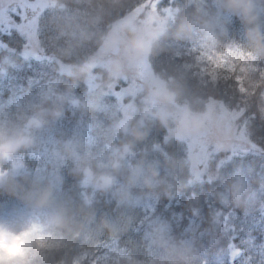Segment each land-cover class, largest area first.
<instances>
[{
	"label": "clouds",
	"instance_id": "9594fccd",
	"mask_svg": "<svg viewBox=\"0 0 264 264\" xmlns=\"http://www.w3.org/2000/svg\"><path fill=\"white\" fill-rule=\"evenodd\" d=\"M32 2L49 14L41 15L44 39L22 52L0 49V88L36 51L51 57L54 75L35 91L30 80L0 98V197L7 198L0 200V264H57V256L68 264L62 254L72 247L93 257L102 235L117 241L128 233L139 239H130L123 253L109 252L104 264H201L205 253L209 264H218L232 247L217 252L216 245L241 217L240 264H264V173L242 159L264 156V0H186L167 14L151 5L135 13L129 0ZM182 44L201 61L242 55L234 59L247 89L240 104L224 105L203 82L193 85L187 65L140 73ZM121 82L132 90L111 103ZM68 111L79 119L58 135ZM154 131L161 139H150ZM173 144L184 146L183 155L167 150ZM26 155L39 160L36 170L22 163ZM65 168L88 195L77 199L65 191ZM205 184L213 207L206 217L190 208V222L177 234L156 208ZM98 195L114 205L99 218ZM137 249L143 258L133 255Z\"/></svg>",
	"mask_w": 264,
	"mask_h": 264
},
{
	"label": "trees",
	"instance_id": "16d2710c",
	"mask_svg": "<svg viewBox=\"0 0 264 264\" xmlns=\"http://www.w3.org/2000/svg\"><path fill=\"white\" fill-rule=\"evenodd\" d=\"M148 0H143V3H140V0H129L128 9L134 11L141 5H143ZM186 0H161L160 6H167L169 8H174L176 5H184ZM44 18H47L49 15L47 12L42 13ZM44 26V19L39 21V31L41 33L40 40L44 39L45 32L42 30ZM238 27V24L235 25ZM0 39L5 42L13 44L15 46V41L18 39L17 36H8L6 34L0 33ZM17 52H21L17 51ZM43 53V52H42ZM44 54V53H43ZM45 59H37L34 57H30L27 61H22V68L19 71H11L9 80L5 81L3 88H0V92H2V99H8L12 96L13 92H19L21 87L27 88L29 86V81L32 82V90L35 91L36 87L39 86L40 83L44 82V79H48L54 75L51 72L49 67L51 63V57L47 54ZM197 54L194 49L191 48L188 44H182L179 46H175L173 49L163 52L159 54L156 58H154L151 62H149V66L151 71H160L162 68H166L171 70L175 66L187 65L189 66V76L191 77V83L193 85H198L203 82L204 90L213 98L221 101L224 105L236 107L240 104L241 98L246 94L247 89L243 84L239 75L234 73L221 72V76L228 75L230 77L235 76L240 78L239 84L233 78L228 79L227 81L221 79L219 84H211V86H207L210 83L209 78L206 73L202 72V69L208 68L211 70L212 68H216L217 64H225L230 63L234 64V59L239 57L243 59L242 55L239 53H225L223 55L212 56V60H208L203 58V60H197ZM220 71V69H217ZM43 77V79H42ZM243 89V92L240 89ZM85 86L80 85L76 91L78 94H83L85 92ZM109 101L111 103H115L116 99L114 97H110ZM252 115L253 121L259 123L257 116L254 114V109L249 113ZM79 119L78 114H74L72 111H68L66 113L65 119L60 126H58L57 134L61 133H69L73 127L76 125L77 120ZM99 119L107 124L109 120L107 116L100 114ZM262 135H264V129L261 130ZM152 140L161 139L158 133L153 132V136L150 138ZM178 144H173L167 147L169 152H173L179 155H183L184 146L179 145L181 147V151L177 153L174 149ZM243 163L246 166H250L254 169L255 173H264V156L257 155L253 153L245 154L243 157ZM241 158H237L235 163H240ZM27 167L36 170L39 166V160L37 158H33L31 156H25L22 161ZM233 165L228 166V170H231ZM61 174L64 177L63 187L65 191L69 192L72 196L79 199L82 195H88V190L82 189L77 184V179L73 177L67 168L61 170ZM208 189V185L205 184L203 186L194 185L192 187L186 188L182 194L175 200L169 201L167 199H162L159 206L156 208V213L164 215L173 221V227L177 234H179L183 229L188 226L190 219L192 217V213L190 208L196 207L199 208L201 214L203 216H207V213L210 211L211 207H213L211 201H206L204 192ZM7 199L6 197H0V200ZM211 202V203H209ZM114 205L107 203L105 197L97 196L96 203L94 204V209L96 211L97 217L103 215L104 213H112ZM168 212V215L164 213ZM225 219H229L227 216V210H224ZM183 218L185 220V224L183 227H180L179 220ZM242 220L243 218H237L231 222L229 225V233H231L230 238L221 239L219 243L216 245L217 252L219 249H228L230 246L232 247V251L228 253L223 258L217 257L218 264H240V257L243 251L242 240L245 239V232L241 230L242 228ZM255 221H250L253 223ZM138 227V226H137ZM254 235L258 237V240L262 237H259L261 234L259 232H255ZM232 237H239L238 240L233 241ZM136 241L139 239L138 236L133 235L132 233H128L122 236L117 241H112L108 239L107 234L102 235L99 238L100 247L97 249L96 254L93 257H88L85 254L81 253V249L78 246H74L69 249L66 254V259L68 264H104L105 261L109 259L107 255L109 252H119L123 253L126 249L131 248L132 245L128 243L129 240ZM134 256L137 258H143L145 252L143 249H137L134 253ZM61 260V256L56 257V262L59 264ZM201 264H209V256L205 253L204 257L201 260Z\"/></svg>",
	"mask_w": 264,
	"mask_h": 264
},
{
	"label": "snow or ice",
	"instance_id": "6c2138e0",
	"mask_svg": "<svg viewBox=\"0 0 264 264\" xmlns=\"http://www.w3.org/2000/svg\"><path fill=\"white\" fill-rule=\"evenodd\" d=\"M19 7L23 9L16 16H9L8 10L2 6V0H0V33H5L8 36H17L18 39L15 41V46L13 44L5 42L0 39V49H11L14 51H20L23 49L26 51L31 48L33 44H38L40 41L41 33L39 31V21L42 15V12L37 9L36 5L32 2V0H19ZM32 55L40 59L41 57L33 52ZM205 59L212 60V56L208 55L204 57ZM220 69V71H217ZM202 72L206 73L207 77L210 80L209 85L211 84H219L221 79L227 81L230 78H233L237 81V84L240 82L239 77L224 75L221 76V72L234 73V64L225 63L223 65L217 64L216 68H212L209 70L208 68L202 69ZM243 92V89H240ZM177 153L181 151V147L179 145L175 146L174 149ZM211 203V202H209ZM168 215V212L164 213ZM180 227H183L185 224V220L180 218L179 220ZM231 236V233H229ZM233 241L238 240L239 237H232Z\"/></svg>",
	"mask_w": 264,
	"mask_h": 264
},
{
	"label": "rangeland",
	"instance_id": "374dc122",
	"mask_svg": "<svg viewBox=\"0 0 264 264\" xmlns=\"http://www.w3.org/2000/svg\"><path fill=\"white\" fill-rule=\"evenodd\" d=\"M161 0H148L146 1L143 5H141L140 7H138L137 9H135L133 12L135 13H139L141 12L146 6L151 5V8L153 11L159 9L162 13L167 14L169 13L172 9L167 7V6H160ZM2 6L8 10V15L9 16H16L20 11H22L23 9H21L19 7V0L18 3L15 5H7L5 3V0H2ZM1 34H5V33H1ZM24 51L23 49H21V52ZM36 53L41 57L40 59H45L46 56L40 52V51H36ZM31 57H34L33 55ZM35 58V57H34ZM151 71L149 63H146L145 65H143L140 69V73L144 74ZM127 90V91H131L132 90V86L130 85L129 82H121V85L119 87H117L115 89V91L113 92L112 97H114L115 99L122 95V93ZM125 102H127V98L125 99Z\"/></svg>",
	"mask_w": 264,
	"mask_h": 264
}]
</instances>
